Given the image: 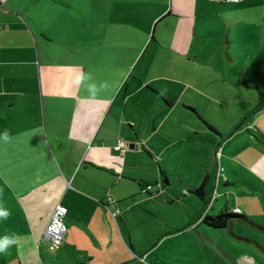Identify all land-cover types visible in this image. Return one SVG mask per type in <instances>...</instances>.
I'll use <instances>...</instances> for the list:
<instances>
[{"label":"crops","instance_id":"crops-1","mask_svg":"<svg viewBox=\"0 0 264 264\" xmlns=\"http://www.w3.org/2000/svg\"><path fill=\"white\" fill-rule=\"evenodd\" d=\"M253 52L264 56V0H0V133L11 135L0 141V209L10 213L0 237L20 238L0 264H203L204 256L254 264L235 261L223 242L221 232L238 233L242 222L215 229L205 218L247 214L230 203L215 213L209 203L222 185L224 193L239 184L264 197V143L256 138L264 129L247 128L251 142L242 149L261 152L238 159L250 175L238 179L229 149L212 159L231 131L222 133L193 104L183 105L192 118L179 119L166 89L177 67L218 70L223 57ZM86 74L108 87L91 96L75 84ZM201 133L218 140L193 175L176 164L198 157L200 148L185 144ZM203 183L199 198L193 191ZM147 184L154 191L144 192ZM188 195L185 214L164 217ZM58 205L67 208L69 234L52 250L44 234ZM150 215L157 229L145 228ZM234 238L264 254L263 242Z\"/></svg>","mask_w":264,"mask_h":264},{"label":"rangeland","instance_id":"rangeland-1","mask_svg":"<svg viewBox=\"0 0 264 264\" xmlns=\"http://www.w3.org/2000/svg\"><path fill=\"white\" fill-rule=\"evenodd\" d=\"M255 36L251 38L254 39ZM224 66H219V69H207L204 66H197L196 64L189 63L186 70L175 71L173 80L166 82L167 93L170 97V101L178 105L176 112L178 113L179 119L192 118L189 113L186 112L184 104H193L198 107L199 111L202 112L213 125L219 127L222 133L226 134L231 131L229 138L219 141L220 145L213 149V141L217 142L215 135H209L207 133H201L194 135L192 140L186 141L185 149L188 151L195 146L200 148L198 150V157L192 163H188L186 159H180L177 166H180L183 171H190L193 175H196L201 169H205L208 165L207 154L210 150L214 151L213 160H218L223 156V149L230 150L235 155V160L239 175L236 178L242 176H250L246 168L241 164L238 159L245 161V159L252 156H260L261 151H254L252 147L250 149H242L243 142L249 143L250 134L246 133L247 128H252L254 125L260 126L264 129V84L261 83V70L264 63V56L262 54H255L254 52L248 56L235 55L232 59L227 60L226 56L223 57ZM199 64V62L197 63ZM200 65V64H199ZM204 67V68H203ZM208 67V66H207ZM264 82V74L263 80ZM157 86V84H154ZM187 114V115H186ZM177 115L175 117H177ZM195 120V118L193 119ZM170 125L164 127L165 130L171 131ZM243 130L245 134H239L238 132ZM226 132V133H225ZM174 133V131H171ZM239 135V137H238ZM205 137L209 138L207 141ZM242 141V142H240ZM237 145V146H235ZM183 148L179 147L177 152H182ZM225 154V152H224ZM212 162L213 164H215ZM249 162V161H246ZM210 164V163H209ZM220 172L223 177L227 176L226 166H221ZM184 177L188 176L182 173ZM192 175V176H193ZM191 177V176H190ZM224 180V179H223ZM160 185V184H158ZM223 186H220L209 205L214 203L215 213H220L224 209L226 203H230L231 206L245 207L247 214L245 216L252 222L258 224L264 229V197L261 196L256 199L257 196L246 194L248 191L243 188L242 185L236 184L234 187H227V193H224ZM160 192H161V187ZM163 192V191H162ZM246 192V193H245ZM216 198V200H214ZM194 200V197L188 195L183 199L174 203L170 209L167 207L164 210L165 218H175L176 213L185 214L190 209L189 200ZM263 199V205L260 200ZM189 203V204H188ZM237 214L239 210H236ZM244 215V214H241ZM147 224H144L145 228L149 230L157 229L160 225V220L156 216L150 215ZM237 232H221L223 234V240L226 247L232 253L235 261H249L254 264H264V254L256 247L253 243L246 241H238L234 238V235H247L257 239L259 242L264 243V232L259 228L252 227L247 223L236 225ZM260 230V231H259ZM222 236V235H221ZM242 237V236H241ZM222 239V238H221ZM200 260V259H199ZM201 261V260H200ZM203 264L211 261L210 257L204 256ZM213 264L215 260L212 258Z\"/></svg>","mask_w":264,"mask_h":264},{"label":"built area","instance_id":"built-area-1","mask_svg":"<svg viewBox=\"0 0 264 264\" xmlns=\"http://www.w3.org/2000/svg\"><path fill=\"white\" fill-rule=\"evenodd\" d=\"M225 1L230 2V0H225ZM239 1L240 0H232V2L235 3H238ZM124 147H125L124 142L120 141L118 146L116 147V150H118L121 153V155H123ZM154 189L155 186L153 184H147L144 192H152L154 191ZM119 214H120L119 210L112 212V215L114 217H116ZM66 216H67V208L64 207L63 205H58L53 213V216L51 217L49 224L46 227L44 239L50 242L52 250L59 249L67 239L69 231L65 223Z\"/></svg>","mask_w":264,"mask_h":264},{"label":"clouds","instance_id":"clouds-1","mask_svg":"<svg viewBox=\"0 0 264 264\" xmlns=\"http://www.w3.org/2000/svg\"><path fill=\"white\" fill-rule=\"evenodd\" d=\"M230 2H232V0H230ZM75 84L77 86L83 85L88 91V93L93 97L96 96L100 90L108 87L106 83H101L98 85L96 82L93 81L90 74L77 76L75 80ZM10 139H11V135L7 129H5L3 133H0V141H3L4 143H8ZM9 216L10 213L8 211L0 209V220H7ZM19 239L20 238L15 235L12 236L5 235L3 237H0V253H6L8 248L13 245L18 246Z\"/></svg>","mask_w":264,"mask_h":264},{"label":"trees","instance_id":"trees-1","mask_svg":"<svg viewBox=\"0 0 264 264\" xmlns=\"http://www.w3.org/2000/svg\"><path fill=\"white\" fill-rule=\"evenodd\" d=\"M262 79H263V74H264V63L262 65ZM210 129H213L211 126H208ZM256 138L264 143V134L258 132L256 135ZM207 181V179H205V182ZM204 182V183H205ZM204 183L199 187L196 188L193 193L195 195H197L199 198H203L204 197ZM236 222H242V223H247L248 225L252 226V227H256L259 229H262L261 226H259L258 224L252 222L251 220H249L245 215H241V214H237L236 212H223L217 216H208L205 218V223L207 225H209L212 228L215 229H224V228H229L231 227L234 223Z\"/></svg>","mask_w":264,"mask_h":264}]
</instances>
